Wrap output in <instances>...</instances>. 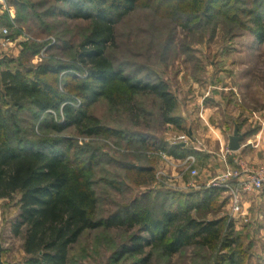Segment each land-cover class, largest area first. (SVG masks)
<instances>
[{
	"label": "rangeland",
	"instance_id": "1",
	"mask_svg": "<svg viewBox=\"0 0 264 264\" xmlns=\"http://www.w3.org/2000/svg\"><path fill=\"white\" fill-rule=\"evenodd\" d=\"M209 2L202 0L200 5H193L192 0H139L136 9L116 24V42L106 50L108 58L124 74L150 82L162 80L168 85L176 98L172 116L179 119V126L163 122L158 99L137 93L131 103L125 97V103L119 106L104 98L93 103L88 112L99 119L101 126L117 134L90 136L73 126H63L62 107L69 104L78 108L83 104L65 83L89 76V67L79 61L77 54L92 29L91 19L68 17L64 14L68 5L57 0H0V25L10 21L9 10L15 23L10 27L12 43L0 48V73L21 70L33 79L32 71L57 67V76L44 78L56 81L65 99L57 109L46 111L29 104L15 106L0 84V110L7 118L11 144L49 146L58 153L71 144L69 156L84 164L92 161L99 218L121 211L147 190L135 185L137 174L128 168L132 164L155 167V180L147 186L155 191L173 186L170 191L180 192L184 191L180 185L211 180L214 166L208 160L189 164L184 163L187 156H171L173 160L166 161L160 148L166 139L175 144L180 135L189 142L190 130L204 136L207 122L223 126L232 117L264 122V36H259L254 24L258 14L264 21V0H222L207 9ZM92 9L91 4H86V12ZM133 106L141 110L138 115ZM204 110L207 112L201 118ZM12 123L19 130L20 142L14 137ZM54 124L61 125L62 131L56 132ZM136 134L152 136L151 145L137 143ZM190 147L194 151L189 154L195 155L196 150H210L203 141H194ZM173 171L183 174L181 181L164 175L171 176ZM247 199L242 219H232L229 199L223 194L212 203L209 211H214L208 212L205 219L221 218L225 225H232L244 263L264 264V190ZM156 201L158 204L153 206L158 214L163 201ZM17 216L15 201L0 200V248L7 264L27 263L22 233L13 234ZM136 232L137 229L88 230L72 246L68 264H133L140 257L123 255L118 261L112 260ZM151 252L148 264H218L227 253L223 246L188 247L171 257L163 256L159 249Z\"/></svg>",
	"mask_w": 264,
	"mask_h": 264
},
{
	"label": "trees",
	"instance_id": "2",
	"mask_svg": "<svg viewBox=\"0 0 264 264\" xmlns=\"http://www.w3.org/2000/svg\"><path fill=\"white\" fill-rule=\"evenodd\" d=\"M57 1L68 5V12L64 13L68 17L89 18L92 22V29L80 44L77 54L79 61L89 67V76L83 81L65 83L71 93L82 99L83 104L78 108L69 104L62 107L63 126H73L77 132L90 136L106 132L117 134L101 126L99 119L88 109L99 98H104L113 106L125 103V97L131 103L137 93H146L158 99L163 122L179 126V119L172 116L176 98L164 81L150 82L149 79L128 76L106 54L108 47L116 42V24L136 9L139 0ZM220 1L210 0L207 9ZM192 2L193 5H200L202 0ZM86 4L93 6L91 13L86 12ZM206 15L209 16L208 13ZM254 24L259 36L263 37L261 14L255 17ZM32 73L34 78L28 79L21 70L2 71L0 84L4 94L15 106L29 104L38 111L60 107L65 99L56 86L57 82L44 78V75L57 76V67L42 68ZM132 109L136 115L141 111L134 106ZM54 130L60 132L62 126L54 124ZM13 134L20 142L16 126ZM134 140L140 145H151L153 137L136 134ZM161 146L160 150L175 158L186 157L194 151L183 148L181 144L164 142ZM71 148L70 144L66 151L58 153V150L43 145L13 146L7 118L0 110V200L15 201L17 204L18 216L13 223V234L18 236L22 233L23 250L28 257L26 264H68L70 250L81 235L100 228L137 229L128 242L119 247L113 262L123 255H135L140 260L133 264H148L153 249L171 257L188 247L223 246L227 253L220 257L218 264H245L238 253V241L233 236L232 225H225L221 218L205 219L208 212L214 211L209 209L222 195L223 189L204 188L189 192L151 190L147 186L155 180L154 167L132 164L128 168L137 174L135 185L147 190L140 192L121 211L99 218L93 163L84 164L77 157L69 156ZM141 177H145L144 180ZM157 199H161L165 207L160 206L158 214L153 206L158 204ZM203 210L207 212L201 213Z\"/></svg>",
	"mask_w": 264,
	"mask_h": 264
},
{
	"label": "crops",
	"instance_id": "3",
	"mask_svg": "<svg viewBox=\"0 0 264 264\" xmlns=\"http://www.w3.org/2000/svg\"><path fill=\"white\" fill-rule=\"evenodd\" d=\"M9 20V19H8ZM1 22V21H0ZM10 22V21H9ZM9 22H3L1 25H9ZM207 112V110H204L201 113V118H204V114ZM240 119L236 118L225 121L224 125H218L217 123L211 124L207 122V128L205 127V130L207 131L204 133V136H200L199 131H189V142H181L178 144H181V146L185 149L190 147V144L194 141H203V143H206L209 145L210 150L206 151H199L196 150V154H190L194 155L196 157V160L202 159V160H208L213 166L214 170L212 171L211 176L214 175V177L209 180L208 182L204 181L199 183L198 181H194L197 184V187L195 188H187L192 191H199L204 188H210L209 184H211L214 180L219 178L221 175L228 171H236L239 169L240 163H247L250 165H258L262 162V159L264 157V122L258 123L254 122L251 119ZM258 123V124H257ZM205 124V123H204ZM173 126V125H171ZM238 127L239 133L244 136V140L241 142L240 150L238 151H231L229 149V142L230 137L233 136L236 128ZM182 129L184 126L181 127ZM179 130V129H178ZM199 134V135H198ZM183 136V135H180ZM201 137V138H199ZM165 143H170L168 140H165ZM166 161H170L171 155H169L167 152ZM163 157V156H162ZM140 166V165H139ZM155 168V167H154ZM182 173H176L173 171V175L169 176L171 179H175V181H181L182 179ZM182 183V182H179ZM177 185V184H176ZM181 186V185H180ZM220 189V188H219ZM166 190H170L168 187ZM182 191V190H181ZM185 191V189H184ZM223 195H227L222 192ZM253 193H250L245 196L244 203L247 204L248 196H250ZM257 194V193H255ZM228 199V196H227ZM195 214V213H194Z\"/></svg>",
	"mask_w": 264,
	"mask_h": 264
},
{
	"label": "built area",
	"instance_id": "4",
	"mask_svg": "<svg viewBox=\"0 0 264 264\" xmlns=\"http://www.w3.org/2000/svg\"><path fill=\"white\" fill-rule=\"evenodd\" d=\"M8 11V10H6ZM10 13L9 25H0V48H7L11 42V28L14 26V16ZM185 136H180L178 142L175 144L185 142ZM166 158L167 154H161ZM170 160H173L172 158ZM196 161L194 155H189L185 158L184 163L192 164ZM195 175V172L192 173ZM168 178V175L164 173ZM183 175V174H182ZM173 187V186H170ZM170 187H168L170 189ZM195 182L181 185L179 189L195 188ZM210 188H220L224 190L229 199V206L231 208V217L233 220L242 219L245 216L244 198L250 193H258L264 190V157L262 162L258 165H250L247 163H240L239 169L236 171H228L219 178L209 184Z\"/></svg>",
	"mask_w": 264,
	"mask_h": 264
},
{
	"label": "water",
	"instance_id": "5",
	"mask_svg": "<svg viewBox=\"0 0 264 264\" xmlns=\"http://www.w3.org/2000/svg\"><path fill=\"white\" fill-rule=\"evenodd\" d=\"M244 140V136L239 133L238 127L236 128L233 136L230 137L229 149L231 151H238L241 147V142ZM0 264H7L2 259V249L0 248Z\"/></svg>",
	"mask_w": 264,
	"mask_h": 264
}]
</instances>
